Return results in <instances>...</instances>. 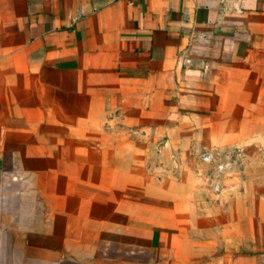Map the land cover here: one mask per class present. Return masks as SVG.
<instances>
[{
  "label": "crops",
  "instance_id": "0c3cea01",
  "mask_svg": "<svg viewBox=\"0 0 264 264\" xmlns=\"http://www.w3.org/2000/svg\"><path fill=\"white\" fill-rule=\"evenodd\" d=\"M0 264H264V0H0Z\"/></svg>",
  "mask_w": 264,
  "mask_h": 264
},
{
  "label": "built area",
  "instance_id": "2783aa9c",
  "mask_svg": "<svg viewBox=\"0 0 264 264\" xmlns=\"http://www.w3.org/2000/svg\"><path fill=\"white\" fill-rule=\"evenodd\" d=\"M216 155L217 153L214 152H205L201 155V159L211 166L212 173L209 178V183L214 192H219L235 160L227 156V154L223 155L224 158L218 160L215 158Z\"/></svg>",
  "mask_w": 264,
  "mask_h": 264
},
{
  "label": "rangeland",
  "instance_id": "374dc122",
  "mask_svg": "<svg viewBox=\"0 0 264 264\" xmlns=\"http://www.w3.org/2000/svg\"><path fill=\"white\" fill-rule=\"evenodd\" d=\"M215 158L218 159V160H221L222 158H224V156H223V155H220V154L217 153V155H216ZM232 159L235 160V161L237 160L236 158H233V157H232ZM208 165H209V164H208ZM205 170H206V171H205V172H206V178H210L211 173H212L211 166H207V165H206ZM230 174H231V173L229 172V174H228L229 177H230ZM229 177H226V178L228 179ZM208 180H209V179H208Z\"/></svg>",
  "mask_w": 264,
  "mask_h": 264
}]
</instances>
